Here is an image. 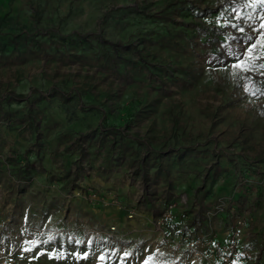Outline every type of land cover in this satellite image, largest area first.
<instances>
[{
  "label": "rangeland",
  "instance_id": "1",
  "mask_svg": "<svg viewBox=\"0 0 264 264\" xmlns=\"http://www.w3.org/2000/svg\"><path fill=\"white\" fill-rule=\"evenodd\" d=\"M261 24L257 0H0V262L221 264L236 232L232 264H264V68L234 67Z\"/></svg>",
  "mask_w": 264,
  "mask_h": 264
},
{
  "label": "trees",
  "instance_id": "2",
  "mask_svg": "<svg viewBox=\"0 0 264 264\" xmlns=\"http://www.w3.org/2000/svg\"><path fill=\"white\" fill-rule=\"evenodd\" d=\"M137 11V10H136ZM138 15H140L139 14V12H136ZM144 14V13H143ZM145 19H147V20H149L150 21V23L152 24V23H155L154 22V18H152L153 16H149V15H146L145 14ZM167 28H161L159 31H158V33H157V35H159V36H157L156 35V37H157V40L158 39H160V36H165V34L167 33ZM177 31H179V30H177ZM110 128H108L107 130H106V134H107V136H110V135H114V134H117L116 132H115V130H117V128H114V126L112 127V126H109ZM157 155H159L160 154V152H157L156 153ZM154 155H155V153H154ZM27 172H30L31 173V171H27ZM24 191V190H23ZM196 220V218H191L190 220H189V222L188 223H184L182 220H175L174 218H168V219H165V221H164V227H165V230H166V233L169 235V236H176V235H178L179 233H181L183 230H185V229H187L188 227H190L191 225H192V223H194V221Z\"/></svg>",
  "mask_w": 264,
  "mask_h": 264
},
{
  "label": "snow or ice",
  "instance_id": "3",
  "mask_svg": "<svg viewBox=\"0 0 264 264\" xmlns=\"http://www.w3.org/2000/svg\"><path fill=\"white\" fill-rule=\"evenodd\" d=\"M257 2L259 4H261V6H264V0H257ZM252 6H255V4H253ZM235 26V25H233ZM261 28H264V24H261L260 25ZM241 31L243 29H240ZM261 40L264 41V37H261ZM259 47L260 50H261V53L264 54V42H262L261 44L257 45L255 43L251 44L250 47L247 49L248 53H249V57H248V61L247 62H244V63H238L236 64L234 67H236L237 69H239L240 71L242 72H247V71H252V70H255L257 67L259 68H264V64H260V65H256L254 63V61L256 59H259V57L253 55V51ZM249 91V93L253 96L257 95V92L259 90H253L251 87H249L247 89ZM259 94L260 95H264V91H259Z\"/></svg>",
  "mask_w": 264,
  "mask_h": 264
},
{
  "label": "built area",
  "instance_id": "4",
  "mask_svg": "<svg viewBox=\"0 0 264 264\" xmlns=\"http://www.w3.org/2000/svg\"><path fill=\"white\" fill-rule=\"evenodd\" d=\"M244 222L240 220L238 222L239 227L243 226ZM237 233L231 234V238L228 243L220 246L218 249H213L212 251L217 252L222 259L221 264H232V257L237 253ZM0 264H9L8 261H2Z\"/></svg>",
  "mask_w": 264,
  "mask_h": 264
}]
</instances>
